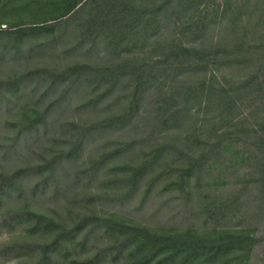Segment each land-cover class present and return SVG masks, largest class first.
Returning a JSON list of instances; mask_svg holds the SVG:
<instances>
[{
    "label": "rangeland",
    "instance_id": "374dc122",
    "mask_svg": "<svg viewBox=\"0 0 264 264\" xmlns=\"http://www.w3.org/2000/svg\"><path fill=\"white\" fill-rule=\"evenodd\" d=\"M187 253L264 264V0H0V264Z\"/></svg>",
    "mask_w": 264,
    "mask_h": 264
},
{
    "label": "trees",
    "instance_id": "16d2710c",
    "mask_svg": "<svg viewBox=\"0 0 264 264\" xmlns=\"http://www.w3.org/2000/svg\"><path fill=\"white\" fill-rule=\"evenodd\" d=\"M154 235H155V234H154ZM160 236H161V235H160ZM177 237H183V236H178V235H176L174 239H171L172 242H173V244H177L178 241L180 240V239H177ZM171 240H170V239L168 240V238H167V241H171ZM193 249H194V248H193ZM174 253H175V252H174ZM189 256H190V253H187L186 255L183 256V258L181 259V260H183V263H182V264H184V263L188 260Z\"/></svg>",
    "mask_w": 264,
    "mask_h": 264
}]
</instances>
